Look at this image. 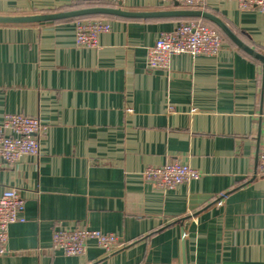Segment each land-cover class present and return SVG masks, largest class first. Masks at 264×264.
<instances>
[{
	"label": "crops",
	"instance_id": "0c3cea01",
	"mask_svg": "<svg viewBox=\"0 0 264 264\" xmlns=\"http://www.w3.org/2000/svg\"><path fill=\"white\" fill-rule=\"evenodd\" d=\"M93 5L183 8L161 0H0V15ZM264 53V11L206 0ZM111 22L98 47L75 42V19L0 24V122L47 125L40 154L0 167V195L17 188L25 220L9 226L0 264H264L263 64L222 34L215 56L173 55L149 69L146 50L183 17L94 16ZM178 160L198 179L161 191L144 169ZM116 233L124 245L86 255L52 250L56 228Z\"/></svg>",
	"mask_w": 264,
	"mask_h": 264
},
{
	"label": "built area",
	"instance_id": "2783aa9c",
	"mask_svg": "<svg viewBox=\"0 0 264 264\" xmlns=\"http://www.w3.org/2000/svg\"><path fill=\"white\" fill-rule=\"evenodd\" d=\"M166 4L203 8L206 0H161ZM241 8H258L264 11V0H237ZM111 22L100 17L75 19V42L79 46L98 47L100 34L109 31ZM220 31L201 20H183L170 31H162L155 42L147 47L146 66L149 69L169 68L173 55L189 54L215 56L221 49ZM47 125L37 116L22 113H6L0 122V167L13 164L24 156L40 154V139ZM257 174L264 176V144L258 155ZM145 180L161 191L173 189L180 184L198 179L201 171L188 163L168 161L144 169ZM25 199L17 188H7L0 195V255L9 251V226L25 220ZM124 245L113 232H103L86 226L56 228L52 233V250L67 255H86L91 246L111 253Z\"/></svg>",
	"mask_w": 264,
	"mask_h": 264
},
{
	"label": "water",
	"instance_id": "95a60500",
	"mask_svg": "<svg viewBox=\"0 0 264 264\" xmlns=\"http://www.w3.org/2000/svg\"><path fill=\"white\" fill-rule=\"evenodd\" d=\"M63 1H79V0H63ZM176 6H178L176 4ZM114 15L127 18H161V17H183V18H203L216 24L237 46L242 50L259 60L263 64L264 69V53L256 50L246 42H244L238 34H236L220 17L203 8H175L172 10H155V11H133L126 10L121 7L93 5L88 7L74 8L69 10L47 12L41 14L30 15H0V24H26L39 23L46 21H56L69 19L84 15Z\"/></svg>",
	"mask_w": 264,
	"mask_h": 264
},
{
	"label": "trees",
	"instance_id": "16d2710c",
	"mask_svg": "<svg viewBox=\"0 0 264 264\" xmlns=\"http://www.w3.org/2000/svg\"><path fill=\"white\" fill-rule=\"evenodd\" d=\"M179 7H186V6H183V5H179ZM94 16H102L101 14H95V15H84V16H78V17H74V19L76 18H83V17H94ZM189 19H192V20H201L202 22H204L203 18H197V17H191V18H184L183 20H189Z\"/></svg>",
	"mask_w": 264,
	"mask_h": 264
}]
</instances>
